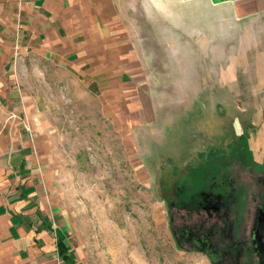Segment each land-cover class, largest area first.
<instances>
[{"label": "rangeland", "instance_id": "rangeland-1", "mask_svg": "<svg viewBox=\"0 0 264 264\" xmlns=\"http://www.w3.org/2000/svg\"><path fill=\"white\" fill-rule=\"evenodd\" d=\"M205 40L181 52L180 67L156 68L158 113L128 127L70 69L34 55L14 60V86L31 112L22 118L82 264H213L175 234L217 222L212 208L178 206L182 185L234 193L218 204L226 235L250 250L242 264L258 263L249 236L264 195V12L240 27L216 24ZM206 158L220 167L213 177V161L200 164Z\"/></svg>", "mask_w": 264, "mask_h": 264}, {"label": "crops", "instance_id": "crops-1", "mask_svg": "<svg viewBox=\"0 0 264 264\" xmlns=\"http://www.w3.org/2000/svg\"><path fill=\"white\" fill-rule=\"evenodd\" d=\"M263 12L264 0H0V264H82L22 118L31 112L14 86V60L68 68L120 123L149 124L158 66L180 67L181 52H195L216 24L240 27Z\"/></svg>", "mask_w": 264, "mask_h": 264}, {"label": "flooded vegetation", "instance_id": "flooded-vegetation-1", "mask_svg": "<svg viewBox=\"0 0 264 264\" xmlns=\"http://www.w3.org/2000/svg\"><path fill=\"white\" fill-rule=\"evenodd\" d=\"M207 159V158H206ZM210 159V158H209ZM207 160L200 161V164L207 162ZM211 162L213 158L210 159ZM213 172L211 177L217 174L218 169L220 168L218 163L213 161ZM209 179L207 178L206 181ZM205 181V182H206ZM204 182V183H205ZM203 183V185H204ZM196 183H193L195 185ZM231 189L234 188L233 182L228 183ZM196 189L193 191L192 189ZM201 188V187H200ZM196 186L194 187H185V185L177 190L178 200L177 204L179 207L189 210L190 212H197L201 214L202 211L208 212V208H212L216 212L214 213L217 216V222H214L210 226L206 227L204 224L200 223L199 226L190 227V226H178L175 230V234L179 241H183L185 244H189L190 246L203 251L205 254L209 256L213 264H229L225 263V259L235 253L237 256L236 264H242L241 256L245 255L246 261L250 260V250L244 251L243 247H241L240 241L234 242L232 241L233 232L231 234V240L226 235V229L228 228V223L223 222L221 205L220 203L227 202L231 198L234 193L223 195H214L212 193L204 192L203 190L198 191ZM183 194L185 197H183ZM215 199V205H213V201ZM264 213V195L259 199L255 220L253 222V226L250 231L249 241L250 246L253 249V254L257 256L258 263L262 264L264 261V255L259 249L258 239L256 236L261 234V225H262V215ZM223 222V223H222ZM228 238V241L226 240ZM245 264V263H243Z\"/></svg>", "mask_w": 264, "mask_h": 264}, {"label": "water", "instance_id": "water-1", "mask_svg": "<svg viewBox=\"0 0 264 264\" xmlns=\"http://www.w3.org/2000/svg\"><path fill=\"white\" fill-rule=\"evenodd\" d=\"M261 220H262L261 234L256 236V238L258 239L259 249L262 252V254L264 255V213L262 215ZM262 264H264V261L262 262Z\"/></svg>", "mask_w": 264, "mask_h": 264}, {"label": "trees", "instance_id": "trees-1", "mask_svg": "<svg viewBox=\"0 0 264 264\" xmlns=\"http://www.w3.org/2000/svg\"><path fill=\"white\" fill-rule=\"evenodd\" d=\"M58 245H60V247H61V242L58 241Z\"/></svg>", "mask_w": 264, "mask_h": 264}]
</instances>
